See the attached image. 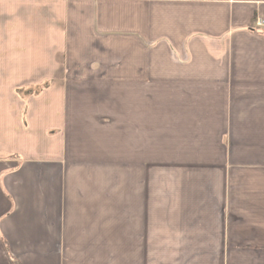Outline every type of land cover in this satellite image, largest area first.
Wrapping results in <instances>:
<instances>
[{"label": "crops", "instance_id": "1", "mask_svg": "<svg viewBox=\"0 0 264 264\" xmlns=\"http://www.w3.org/2000/svg\"><path fill=\"white\" fill-rule=\"evenodd\" d=\"M264 0H0V264H264Z\"/></svg>", "mask_w": 264, "mask_h": 264}, {"label": "built area", "instance_id": "2", "mask_svg": "<svg viewBox=\"0 0 264 264\" xmlns=\"http://www.w3.org/2000/svg\"><path fill=\"white\" fill-rule=\"evenodd\" d=\"M258 26H264L262 22H258Z\"/></svg>", "mask_w": 264, "mask_h": 264}]
</instances>
